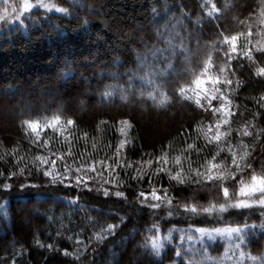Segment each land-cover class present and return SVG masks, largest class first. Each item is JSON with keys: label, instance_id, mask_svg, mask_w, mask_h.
I'll list each match as a JSON object with an SVG mask.
<instances>
[{"label": "trees", "instance_id": "trees-1", "mask_svg": "<svg viewBox=\"0 0 264 264\" xmlns=\"http://www.w3.org/2000/svg\"><path fill=\"white\" fill-rule=\"evenodd\" d=\"M25 2L0 0V264H157L148 239L154 220L161 224V236L170 227L187 230L190 224L242 227L239 209L229 208L222 220L216 212L189 219L168 217L163 201L159 215L142 202L156 203L154 192L167 190L178 197L188 191L166 174L177 169L174 157L182 158L179 170L186 171L189 164L199 167L214 155L215 145L197 129L214 127L223 118L213 112L220 100L211 99V89L222 86L224 76L233 81L221 89L233 102L230 126H224L231 133L225 137L227 146L259 155L264 118L253 114L264 113V101L258 102L264 78L256 75L264 56L250 61L244 50L258 55L264 3L229 0L232 7L217 12L212 5L219 9L224 0H45L55 5L52 9L39 7L40 0H27L32 5L27 11ZM246 24L253 33L247 44L240 35ZM228 34L238 36L234 53L222 42ZM169 36L177 46L174 54L167 49ZM156 48L167 51L154 57ZM226 59L229 67L220 72ZM217 75L221 85L210 79ZM196 78L204 81L199 89ZM237 80L243 86L234 91ZM180 87L191 99L180 95ZM197 96L203 106L195 103ZM30 123L39 125L36 132ZM245 128L255 139L243 135ZM193 143L200 151L188 149ZM38 156L55 162L49 171L74 178L48 183L39 176L45 165L34 159ZM221 157L227 159L228 152ZM21 168L33 177H19ZM101 186L124 191L127 198L103 196L95 191ZM253 222L259 220H248ZM101 230L104 239L96 241L94 233ZM192 235V240L185 237L184 250L208 244L213 256H222L228 247L227 233L214 240L205 237L204 244L195 239L199 233ZM241 243L225 264L240 261V252L246 254L249 245Z\"/></svg>", "mask_w": 264, "mask_h": 264}, {"label": "snow or ice", "instance_id": "snow-or-ice-1", "mask_svg": "<svg viewBox=\"0 0 264 264\" xmlns=\"http://www.w3.org/2000/svg\"><path fill=\"white\" fill-rule=\"evenodd\" d=\"M261 3H264V0H261ZM25 4H28L27 0ZM232 7L230 5L229 0H224V3L221 8H217L215 4L212 5L214 11H228ZM27 11V9H24ZM212 13L210 12L209 15ZM260 17L264 18V8L260 10ZM250 19V18H249ZM240 23H245L244 21H239ZM260 23L264 24V19L260 20ZM245 31L241 32L240 35L245 36V43L247 44L248 39L253 35V33L249 30L250 25H245ZM261 40L258 41V47L256 52L257 56H254L253 51L250 48H245L244 55L250 61H258L260 56H264V31L257 33ZM238 36L228 34L222 38V42L227 43L230 46L231 52H236V42ZM167 49H170L172 54L176 53V45L173 44L171 36L166 39ZM182 50L184 46L181 44L179 46ZM167 49L156 48L153 51V56L155 57L157 53H164ZM225 52H228V49H224ZM230 58V57H229ZM208 63V61H205ZM171 63L167 64V67L170 68ZM220 72L227 71L228 60H224L223 63L219 66ZM165 69H161V72H164ZM207 71V69H206ZM256 75L264 78V66H260L256 68ZM214 85H221V77L219 75L210 78ZM224 84L220 87L214 86L211 89V99L212 100H220V105L213 108V112L221 113L222 119H217L215 121V126L209 124L206 128H198L197 131H203L205 135V139L208 143L215 145L214 155L211 159H206V162L196 168H193L191 164H189L186 171H180L179 169L183 168L182 158L180 156H176L173 158L175 165H177V169L174 172H167L166 174L169 176L170 181H174L176 185H182L183 187L179 189H194L199 191L200 189L207 188L209 190L215 189L217 186L220 188V192L223 198V202L220 204H216L213 200L208 205L204 206L202 209H198L197 203L194 197L190 198L191 203H183L178 207V197L169 196L167 190H164L162 195H156L155 192L152 195V200L156 201V203H151L149 201H143L142 203H147L148 207L153 209V213L155 215H159V209L161 208V201H163V206L167 210V216L172 217L174 215H184V217L191 219L193 216H198L203 213L212 214L213 212L219 213L217 219H223V213L227 212L229 208L239 209L240 216L242 217L239 222L241 226L237 227H194L190 224L189 229H177L175 227H170L167 229V233L165 236L159 235L162 231L161 224L159 221L154 220L151 228L148 230L151 235L149 236V242L152 252L155 254L157 259V264H225V262L230 259V253L232 256L235 255V252L242 247V243H246L249 246L259 245L261 241H264V143L260 144V153L258 156H255L253 153L248 151L240 150L241 146H238L237 150H233V147L227 146L229 145V141L225 139V137L229 136L231 133L228 129H224L225 125L230 126L229 117L232 116L231 109L229 105H232V100L229 99L227 95L223 93L221 90L223 86H231L233 81L228 77H223ZM151 83V80H148ZM204 81L202 79L196 78L195 84L196 88L199 89L203 85ZM235 89L234 91H238L242 86L243 82L240 80L235 81ZM180 95L185 99H191V97L187 96V90L183 87L179 88ZM219 93V96L217 95ZM205 94L207 96V90H205ZM141 95H144L141 92ZM148 96L155 100V95L152 92L148 93ZM126 99V97H123ZM255 99V97L253 98ZM259 101H264V94L259 97ZM195 103L198 106L201 105V100L199 96L195 99ZM163 104V101H161ZM261 108H264V103L260 104ZM254 116H260L264 118V113L257 112L253 114ZM58 122V121H57ZM27 123V122H26ZM67 123L71 124L73 121L69 120ZM28 127L32 129L33 132H36L39 128V125L36 123L28 124ZM252 128H255L256 125L252 124ZM222 129H224L222 131ZM123 131V129H121ZM243 135L252 136L255 139V135L248 131L247 128L243 130ZM259 135L264 137V127L259 129ZM224 144L225 147H221V144ZM259 143V142H258ZM124 144L121 142V147ZM246 147V146H242ZM189 150L200 151L199 148L193 144L188 145ZM223 151H227L229 157L224 159L221 157V153ZM71 156V153H69ZM217 157H221L220 160H217ZM41 165H45L43 169L39 171L40 178H46L48 183L51 184H63L65 183V178L68 181H71L74 178L73 175H69L67 172H54L49 171V168H55V162L50 158L44 156L34 157ZM59 159L63 160L64 157L60 156ZM162 159H164L162 157ZM115 162V161H114ZM166 162V161H165ZM151 163V161L149 162ZM91 171L95 172V165L89 166ZM110 167V165H109ZM201 167L203 171H201ZM259 168V171L257 170ZM28 171L26 168H21L19 177L24 179L32 178L33 175L25 176L24 173ZM71 171V170H69ZM77 171H80L78 168ZM159 171L164 172L165 170L161 167ZM143 175V170L137 171V178H140ZM12 176H16V173H13ZM76 184L79 185L81 183V178L76 177ZM36 186V185H31ZM84 187H88V184L85 183ZM235 189V194L233 195L232 189ZM93 189L89 188V191ZM95 191L103 196H116L119 198L126 199L127 196L124 191L115 190L110 191L107 187L101 186L100 188L95 189ZM139 196L143 197L144 193L140 192ZM176 200V203L173 201ZM76 203H79L77 199ZM35 211H39V209H34ZM255 218L259 220V223L253 222L251 224L248 223V220ZM53 216H48V220L53 221ZM85 220L88 223H91V220L86 216ZM115 228V225H109L108 234H111V231ZM154 230V231H153ZM193 231L195 233H199L195 239L204 244V238L206 237L208 240H214L216 235H223L225 233L228 234V247L225 248L223 255L213 256L210 251V246L208 244H204L203 247L193 250L188 249L184 250L182 245L184 243L185 237L188 240H192L194 237L192 235ZM104 230L100 232L94 233V237L96 241H101L104 239ZM175 234V235H174ZM215 234V235H214ZM174 241H178V243H174ZM44 247H49L48 245ZM169 256L170 258L165 261L164 257ZM248 260H251V264H264V258L257 259L254 256H247L244 252H240V261H235V264H246Z\"/></svg>", "mask_w": 264, "mask_h": 264}, {"label": "clouds", "instance_id": "clouds-1", "mask_svg": "<svg viewBox=\"0 0 264 264\" xmlns=\"http://www.w3.org/2000/svg\"><path fill=\"white\" fill-rule=\"evenodd\" d=\"M39 7L52 9L55 7L54 4L51 2H45V0H40ZM32 7L31 4H23V8L29 10ZM10 11L16 10V7L9 5ZM233 195L235 194V189H232ZM194 197L198 209H202L204 206L208 205L213 200L216 204H220L223 202V198L220 192L219 186L215 189L209 190L207 188L200 189L196 191L194 189L189 188L187 192L181 191L178 194V207L181 206L183 203H191L190 198ZM247 256H254L258 260L264 258V241L257 245H252L248 247V251L246 252Z\"/></svg>", "mask_w": 264, "mask_h": 264}, {"label": "rangeland", "instance_id": "rangeland-1", "mask_svg": "<svg viewBox=\"0 0 264 264\" xmlns=\"http://www.w3.org/2000/svg\"><path fill=\"white\" fill-rule=\"evenodd\" d=\"M123 128H124V126H123ZM123 128H122V129H123ZM95 185H97V184H95Z\"/></svg>", "mask_w": 264, "mask_h": 264}]
</instances>
